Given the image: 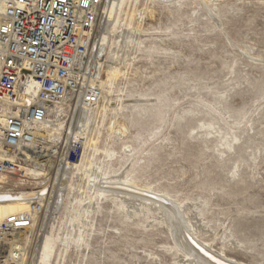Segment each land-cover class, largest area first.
I'll use <instances>...</instances> for the list:
<instances>
[{"label":"rangeland","instance_id":"1","mask_svg":"<svg viewBox=\"0 0 264 264\" xmlns=\"http://www.w3.org/2000/svg\"><path fill=\"white\" fill-rule=\"evenodd\" d=\"M102 8L96 43L109 32L115 58L108 77L99 72L110 93L92 108L77 159L57 168L86 175L91 162L99 170L89 186L106 178L137 188L98 193L89 210L83 179L47 191L33 224L0 240V259L207 264L190 237L224 259L264 264V0H104ZM77 117L65 121L62 142L71 143ZM55 167L25 175L29 189ZM141 196L180 208L182 225ZM7 238L22 242L18 257H8Z\"/></svg>","mask_w":264,"mask_h":264},{"label":"built area","instance_id":"2","mask_svg":"<svg viewBox=\"0 0 264 264\" xmlns=\"http://www.w3.org/2000/svg\"><path fill=\"white\" fill-rule=\"evenodd\" d=\"M104 0H0V192L29 189L23 165L46 171L45 194L59 183L57 167L75 161L81 144L56 138L55 126L95 107L102 89L97 82L96 31ZM20 89L26 101L18 100ZM67 106L66 115L56 109ZM64 120V121H65ZM25 178V179H21ZM42 179V178H41ZM42 206L0 221V240L26 230Z\"/></svg>","mask_w":264,"mask_h":264},{"label":"bare ground","instance_id":"3","mask_svg":"<svg viewBox=\"0 0 264 264\" xmlns=\"http://www.w3.org/2000/svg\"><path fill=\"white\" fill-rule=\"evenodd\" d=\"M102 9L103 8L101 7V13H102ZM108 33L109 32H105L103 37L101 36V39H99L98 40L99 42H97L99 44V48H98L97 52H99L100 49H102V48H103V51L104 50L106 51V48L109 47V50L107 53H105V51L104 52L102 51L103 53H101L99 55L100 59H96V72H97L96 78H97L98 84L100 85V87L102 89V95H101L100 101L97 105L101 104V100L103 99L105 92L110 93L109 90H107L106 88H103V87H105V82L102 83L103 84V86H102V84L100 82V72H99L100 69H103L105 71V73H107V77H108V75L110 73V68L112 66V59L115 58L113 55L112 49L110 47V46H112V44H110L108 41ZM95 58H96V56H95ZM18 100L20 102L26 101V95H25V91L23 89H20L18 92ZM92 108L93 107H83L80 110H78V112L76 114L78 117H77L75 125L71 129V123H70V126L67 128L69 131L68 133L71 134V137L73 138V140H78L80 142L79 138H80V134H81L82 130L85 129L87 127V125L90 123L91 116H92V113H91ZM56 111L58 114L66 115L67 106L66 107L61 106V107L57 108ZM64 120H65L64 117H62V119L59 121V123L55 126L56 138L61 139L62 133H64V130H62V128L65 125V121H66V120L65 121ZM72 124H73V122H72ZM71 142H72V139H71ZM38 169L39 168H37L35 166L33 168L26 167V166L23 167L25 175L35 177L36 179L38 177H40V175L42 174V172H39ZM58 169L59 168H57V171H58ZM97 170H99V169L96 168L94 170L93 165L90 162V165L87 167V174L86 175L77 174L76 176L71 177L70 173H69V164H68V165L64 166L62 175L59 177L58 182L61 183L62 186L66 185V183L68 184V182L70 183V185L72 182H74L73 184H77L80 179H83V180H85L88 187L90 189L92 188L91 190H93V191L89 197V201H88V203L85 204V206H83V207H85L86 210H89L91 208L93 196L98 194V193H100V194L101 193H107V194H111L114 196L128 197V196L132 195L131 191H124L121 188H123V187L137 188L133 184H131V182H129L125 179H123L122 181H110V180H107L106 178H103L104 180L102 179L103 181H99L98 184L94 183L93 187L91 185L89 186L91 181L95 182V180L97 179L98 176H97V173L95 172ZM100 182L107 184L108 186L100 187L99 186ZM43 187L36 188V189H23L20 191L18 190L14 193H9V192H4V191L0 192V221L3 220L4 218H6L7 216L11 215V214H17L20 212L27 211L30 208V202H32L34 200L39 202V204L42 206L41 211H44L43 209L45 208V206L43 208V205L45 203L43 204V200H44L45 191L42 190ZM146 191L147 190H144V192H146ZM147 192H149V191H147ZM140 198L149 205H154L157 208L159 207L160 210L164 211V209L166 208L165 210H168V215L171 214L170 216H168V219L171 221V225L173 227H177V226L182 225L181 224L182 218H181V214L179 213L180 208H179V210H177L174 208L173 204L172 205H166L164 203L163 199L158 200V199H155V198H152L149 196H141ZM59 200H60V197L58 198V201L55 202V204L58 205ZM82 200H83V198H82ZM46 204H48V203H46ZM35 215L33 216L32 224L35 220ZM183 227H185V226H183ZM191 227H192V225H191ZM23 230L24 229L15 230V231L11 232L9 234V236L12 237L13 234H18L17 237H19V235L22 234ZM182 231H184V230H182ZM14 232H16V233H14ZM82 235L83 234L80 233V238H82ZM186 238H187V241L189 243L190 248L196 254H198L203 259V261L207 262V264H239L237 262H233V261L224 259L218 255L211 254L210 252H208V250L204 249L202 246H200L198 243H196L194 241V239H192L190 237H186ZM11 239L12 238H10V239L7 238L4 241V243L8 242L12 246L11 249L9 250L8 257L9 258L18 257L19 253L17 252V249L20 248V244H22V242L18 241L17 239L16 240H13V239L11 240ZM4 252H5V249H4V247H2V244L0 242V258H3L2 254ZM5 257H7V256L5 255ZM190 258H191V256H190ZM0 260H1L0 264H7L5 259H0Z\"/></svg>","mask_w":264,"mask_h":264}]
</instances>
